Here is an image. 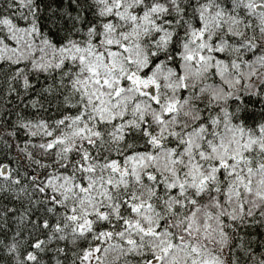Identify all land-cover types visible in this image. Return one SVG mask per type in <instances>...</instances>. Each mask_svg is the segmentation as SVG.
Wrapping results in <instances>:
<instances>
[{
    "label": "snow or ice",
    "instance_id": "snow-or-ice-1",
    "mask_svg": "<svg viewBox=\"0 0 264 264\" xmlns=\"http://www.w3.org/2000/svg\"><path fill=\"white\" fill-rule=\"evenodd\" d=\"M0 264H264V0H0Z\"/></svg>",
    "mask_w": 264,
    "mask_h": 264
}]
</instances>
